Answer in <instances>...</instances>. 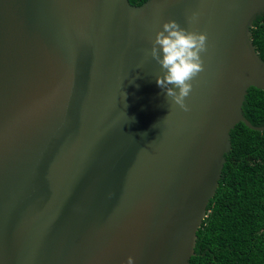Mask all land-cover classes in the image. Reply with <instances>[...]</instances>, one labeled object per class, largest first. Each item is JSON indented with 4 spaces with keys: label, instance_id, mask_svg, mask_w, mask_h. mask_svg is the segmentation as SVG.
<instances>
[{
    "label": "water",
    "instance_id": "water-1",
    "mask_svg": "<svg viewBox=\"0 0 264 264\" xmlns=\"http://www.w3.org/2000/svg\"><path fill=\"white\" fill-rule=\"evenodd\" d=\"M263 12L264 0H0V264H189L231 131H264L243 112L264 89L251 31ZM173 20L206 37L182 102L158 83L156 38Z\"/></svg>",
    "mask_w": 264,
    "mask_h": 264
},
{
    "label": "trees",
    "instance_id": "trees-1",
    "mask_svg": "<svg viewBox=\"0 0 264 264\" xmlns=\"http://www.w3.org/2000/svg\"><path fill=\"white\" fill-rule=\"evenodd\" d=\"M130 1L140 5L146 0ZM251 31L264 60V12ZM243 112L254 125L264 126V89H248ZM231 137L232 148L189 264H264V131L240 122Z\"/></svg>",
    "mask_w": 264,
    "mask_h": 264
},
{
    "label": "clouds",
    "instance_id": "clouds-1",
    "mask_svg": "<svg viewBox=\"0 0 264 264\" xmlns=\"http://www.w3.org/2000/svg\"><path fill=\"white\" fill-rule=\"evenodd\" d=\"M205 39L204 34L181 29L174 20L165 23L164 31L157 35L156 43L162 46L164 54L161 63L167 69L166 77L158 79V83L163 85L166 81L177 85L180 88L178 102H182L190 90L187 81L201 69L199 53L205 46ZM168 91L173 93L172 89Z\"/></svg>",
    "mask_w": 264,
    "mask_h": 264
}]
</instances>
